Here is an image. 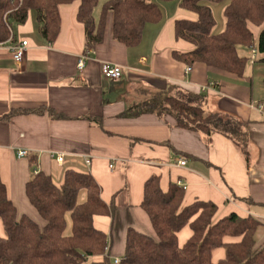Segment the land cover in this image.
<instances>
[{"label":"crops","instance_id":"0c3cea01","mask_svg":"<svg viewBox=\"0 0 264 264\" xmlns=\"http://www.w3.org/2000/svg\"><path fill=\"white\" fill-rule=\"evenodd\" d=\"M164 3L168 15L163 13L160 23L148 24L135 47L113 38L109 14L105 39L92 48L83 71L77 62L88 46L84 25L77 19L80 0L60 7L62 26L56 42L43 37L38 12L31 10L25 22L13 23L12 39L0 44V173L9 198L19 214L43 224L27 197L26 183L39 171L51 174L57 183L68 168L91 172L103 198L116 205L113 217L95 221L108 233L112 261L124 253L129 227L154 233L141 206L145 182L153 174L160 175L163 190L171 182L183 185L187 203L202 199L216 203L220 215L231 211L253 215L261 222L256 245L264 244V113L257 107L264 102V63L251 60L244 77L203 63L187 71L189 66L172 53L193 48L175 36L179 0ZM93 14L98 23L99 5ZM22 40L29 46L18 63L14 47ZM105 63L122 66L119 80L104 77ZM182 91L201 95L206 112H227L245 123L248 160L224 134L178 127L173 113L125 114L136 106L165 105L166 96ZM21 109L41 112L18 113ZM12 111L16 112L7 116ZM21 149L30 153L19 157ZM59 152L65 153L63 165L52 155ZM182 158L187 163L178 166ZM245 198L251 201L241 200ZM185 228L179 239L184 234L187 241L191 230ZM0 234L4 235L1 221ZM216 254L215 261L225 256V249Z\"/></svg>","mask_w":264,"mask_h":264},{"label":"trees","instance_id":"16d2710c","mask_svg":"<svg viewBox=\"0 0 264 264\" xmlns=\"http://www.w3.org/2000/svg\"><path fill=\"white\" fill-rule=\"evenodd\" d=\"M75 1L0 0V44L12 39L13 23L25 22L31 10L38 12L43 37L56 42L62 26L60 7ZM206 1L223 0H180L181 8L191 16L175 20V36L193 48L173 50V57L187 66L203 63L244 77L250 60L264 63V0H230L220 33L214 32L216 19ZM98 3L99 0H80L77 11L91 48L103 43L109 14L113 18V38L128 47L142 42L148 24L163 20L162 8L155 0H107L96 23L93 11ZM239 46L255 49L259 57L241 55ZM200 98L201 95L182 91L177 96H166L165 105L136 106L125 114L173 113L178 127L208 135L213 131L224 134L248 160L245 123L227 112H206ZM25 191L43 224L28 214H19L0 173V221L5 230L4 235L0 234V264H114L108 233L95 221L100 216L113 217L116 205L114 200L107 202L103 198L102 187L91 172L68 168L63 181L57 183L51 174L39 171L26 183ZM83 192L85 198L81 199ZM185 196L186 189L178 182H171L163 190L160 175L153 174L146 180L141 206L154 233L129 227L122 264H264V244L257 246L255 239L261 224L257 218L237 211L220 215L216 203L202 199L187 203ZM186 226L191 235L180 245L179 235ZM220 248L225 249V256L215 261L214 253Z\"/></svg>","mask_w":264,"mask_h":264},{"label":"built area","instance_id":"2783aa9c","mask_svg":"<svg viewBox=\"0 0 264 264\" xmlns=\"http://www.w3.org/2000/svg\"><path fill=\"white\" fill-rule=\"evenodd\" d=\"M28 46L29 43L27 40H22L19 43H17L14 47V57L15 60L18 63H21L22 61H24L25 57H26V53L28 50ZM253 56L252 58L255 59L256 58V54L257 51L255 49H253ZM93 53V49L91 47H88L85 52L79 56L78 62H77V67L80 71H83L86 67V61L88 60V58L90 57V55ZM191 70V66H189L187 68V71ZM102 72L103 75L106 79L108 80H119L122 76L123 73V69L122 66L119 64H115V63H105L102 67ZM215 83H212L211 86H214ZM208 88V86H205L203 88V90H206ZM257 107L260 109V111H262L264 113V102L259 103L257 105ZM30 153L29 150L27 149H21L18 151V156L19 157H24L27 156ZM53 157H55L56 161L58 164L63 165L64 160H65V153H52ZM87 165L91 164V159L87 158L86 159ZM187 163L186 159L182 158L179 159L177 162L178 166H185ZM112 169L115 167L114 163L111 164L110 166ZM113 263L114 264H122V259L121 257H115L113 259Z\"/></svg>","mask_w":264,"mask_h":264},{"label":"rangeland","instance_id":"374dc122","mask_svg":"<svg viewBox=\"0 0 264 264\" xmlns=\"http://www.w3.org/2000/svg\"><path fill=\"white\" fill-rule=\"evenodd\" d=\"M107 0H99V7H100V13H101V10H102V6L103 4L106 2ZM157 3H159V5L161 6L162 8V11L163 13H165V15L167 16L168 15V12H167V8H166V4L160 0H155ZM229 1L230 0H223L221 2H209V1H206L208 4H210L212 6V9H213V12H214V16H215V19H216V26L214 28V32L215 33H220L224 30V26H225V19H224V10L226 8V6L229 4ZM180 2V0H179ZM97 8V6H96ZM178 12L176 13L177 15L179 14V17H185V16H191L188 12L184 11L180 4L178 3ZM239 50V53L241 55H250L251 53H253L252 49H248L246 48L245 46H239L238 48ZM253 63L252 61L250 60L249 64H248V67L247 69H251ZM56 180H58L56 178V175L54 177ZM85 198V192L82 193L81 195V199H84ZM186 229H189L188 226H186L185 228V231H187ZM3 234H5V230L3 228ZM185 237H184V234H182L180 236V239H179V243L180 245H183L186 241H185ZM218 258V255L216 254V256L214 257V259L216 260Z\"/></svg>","mask_w":264,"mask_h":264}]
</instances>
